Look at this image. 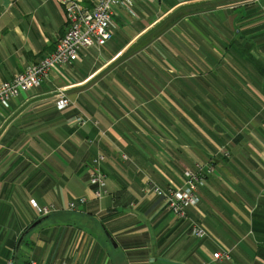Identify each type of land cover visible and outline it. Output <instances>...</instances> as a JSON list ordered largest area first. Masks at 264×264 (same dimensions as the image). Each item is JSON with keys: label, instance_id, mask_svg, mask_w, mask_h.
<instances>
[{"label": "crops", "instance_id": "obj_1", "mask_svg": "<svg viewBox=\"0 0 264 264\" xmlns=\"http://www.w3.org/2000/svg\"><path fill=\"white\" fill-rule=\"evenodd\" d=\"M67 26L58 0H0V83ZM110 31L0 106V264H263L264 0H135ZM198 162L213 172L185 218L144 194ZM90 168L104 176L98 199Z\"/></svg>", "mask_w": 264, "mask_h": 264}, {"label": "built area", "instance_id": "obj_2", "mask_svg": "<svg viewBox=\"0 0 264 264\" xmlns=\"http://www.w3.org/2000/svg\"><path fill=\"white\" fill-rule=\"evenodd\" d=\"M58 1L63 7L68 25L66 32L59 39L51 54L31 65L22 73L15 75L10 81L0 83V106L7 107L11 100L19 97L22 93L40 86L55 68L77 61L81 51L89 48L100 49L111 38L110 27L115 7H130L135 0H95L91 8L81 5L79 0ZM55 97L59 109H66L72 105L64 90H56ZM76 121L80 126L85 124V120L82 118L78 117ZM103 159L102 155H98L94 163L98 165ZM212 172L213 169L210 165L198 162L194 170H188L183 174L181 185H170L163 190L155 184L147 182L143 192L146 195L153 194L161 197L165 206L172 213L179 218H185V208L197 203V190L203 184L205 176ZM90 183L96 187L93 192L94 198L98 199L104 195V176L97 168H90ZM79 202L84 203L85 199L80 198ZM73 205L71 203L69 206L73 207ZM39 212L41 215H46L49 210L44 208ZM189 232L195 238H204L208 235L207 231L196 223H191ZM212 257L216 260L222 257L229 260L228 252L215 253ZM28 264L37 263L30 261Z\"/></svg>", "mask_w": 264, "mask_h": 264}, {"label": "water", "instance_id": "obj_3", "mask_svg": "<svg viewBox=\"0 0 264 264\" xmlns=\"http://www.w3.org/2000/svg\"><path fill=\"white\" fill-rule=\"evenodd\" d=\"M44 219L41 218V219H38L36 220L34 223H32L25 231H23V233L21 234L20 238L18 239L17 241V244H16V250L18 249L21 241L23 240V238L29 233L31 232L36 226H38Z\"/></svg>", "mask_w": 264, "mask_h": 264}, {"label": "rangeland", "instance_id": "obj_4", "mask_svg": "<svg viewBox=\"0 0 264 264\" xmlns=\"http://www.w3.org/2000/svg\"><path fill=\"white\" fill-rule=\"evenodd\" d=\"M65 92V91H64ZM67 96V95H66ZM68 98V97H67ZM157 186V185H156ZM160 188V187H159ZM161 189V188H160Z\"/></svg>", "mask_w": 264, "mask_h": 264}, {"label": "trees", "instance_id": "obj_5", "mask_svg": "<svg viewBox=\"0 0 264 264\" xmlns=\"http://www.w3.org/2000/svg\"><path fill=\"white\" fill-rule=\"evenodd\" d=\"M29 234V233H28Z\"/></svg>", "mask_w": 264, "mask_h": 264}]
</instances>
